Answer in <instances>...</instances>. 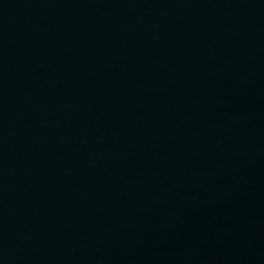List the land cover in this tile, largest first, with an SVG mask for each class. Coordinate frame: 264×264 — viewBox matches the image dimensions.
Returning <instances> with one entry per match:
<instances>
[{
    "label": "water",
    "instance_id": "1",
    "mask_svg": "<svg viewBox=\"0 0 264 264\" xmlns=\"http://www.w3.org/2000/svg\"><path fill=\"white\" fill-rule=\"evenodd\" d=\"M0 264H264V0H0Z\"/></svg>",
    "mask_w": 264,
    "mask_h": 264
}]
</instances>
